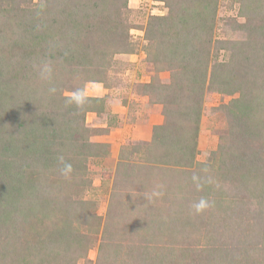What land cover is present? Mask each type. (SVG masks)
I'll return each mask as SVG.
<instances>
[{
  "label": "rangeland",
  "instance_id": "rangeland-1",
  "mask_svg": "<svg viewBox=\"0 0 264 264\" xmlns=\"http://www.w3.org/2000/svg\"><path fill=\"white\" fill-rule=\"evenodd\" d=\"M260 28L264 0H0V264H264Z\"/></svg>",
  "mask_w": 264,
  "mask_h": 264
},
{
  "label": "trees",
  "instance_id": "trees-1",
  "mask_svg": "<svg viewBox=\"0 0 264 264\" xmlns=\"http://www.w3.org/2000/svg\"><path fill=\"white\" fill-rule=\"evenodd\" d=\"M261 29V33H260V37H261V39H260V37L259 36H257V39L258 40H260V42H262V43H264V39H262V38H264V29L263 28H260ZM71 33V32H70ZM68 31H66L65 32V34H64V43L66 44V40L68 39V40H70V37H71V34H70ZM246 46L248 45V44H245ZM251 45H252V47H253V41H251V43H250V45L248 46V48L250 49V47H251ZM117 54V53H116ZM245 54L247 55L248 53L247 52H245L244 54H243V58H244V56H245ZM259 54L261 55V53L259 52ZM235 55V59L238 57V55L235 53L234 54ZM105 58H104V60L105 61H107V63L108 64H111V61H109V58L111 57V55H106V56H104ZM260 60H262V61H264V58L262 57V58H259ZM263 85V84H262ZM163 87H166V86H164L163 85ZM61 91H63V90H61ZM262 91L264 92V89H262ZM61 95V94H60ZM59 98H60V101H61V103L63 104L64 103V101H66V100H68V101H71V97H66V96H64V94H62L61 96H58ZM85 97V96H84ZM191 100V99H190ZM189 99H185V102H186V104L190 101ZM94 101H100V99L99 98H89V97H85V100H84V102H86V103H91V102H94ZM178 104L180 105L179 106V111L176 113L177 114V116H179V117H181V115H182V118H184V117H190L191 116V113L192 112H195V111H193V108H194V106H193V104H187L188 106H189V108H184V103L182 102V101H180V102H178ZM82 109L83 108H80V107H75V108H73V106H70V108H69V110H67L66 112H67V115L65 116V118L66 117H69V122H73V120L75 119V117H76V119L77 120H80V121H78V125H77V128L79 129V130H82V124H81V121H83L84 120V112H82ZM88 110V109H87ZM76 113H78V115L76 114ZM166 116H169V118L172 120V117L174 116L173 115V112H171V111H167V115ZM46 117V116H45ZM169 119V120H170ZM194 119V118H193ZM169 120L167 121V122H169ZM176 122L177 121V117H175V120H172V122ZM56 121H54L53 123H55ZM167 122H166V124H164V125H162V126H157L156 128H155V132H164L165 130H166V126L168 125L167 124ZM175 125V124H174ZM196 133H197V131L195 130V137H196ZM159 137H158V133L157 134H155L154 135V139H153V141H158L159 139H158ZM156 141V142H157ZM155 142V143H156ZM190 148H191V146H190ZM185 149V142L183 143V144H181L180 145V149H179V154H180V151L181 152H183V153H186L187 154V152L188 151H191V153H190V155H191V160H192V158L194 157V154H195V148L196 147H194V148H191V149ZM4 149H6V148H4ZM193 149V150H192ZM189 154V153H188ZM2 162L0 161V170H1V168H2ZM4 166V165H3ZM6 189V191L9 189V187H6L5 188ZM11 191V190H10ZM3 202V201H2ZM3 203H7V202H3ZM3 205V204H2ZM6 210V208H5V206H4V211ZM1 216H2V213H1ZM5 216V215H4Z\"/></svg>",
  "mask_w": 264,
  "mask_h": 264
},
{
  "label": "clouds",
  "instance_id": "clouds-1",
  "mask_svg": "<svg viewBox=\"0 0 264 264\" xmlns=\"http://www.w3.org/2000/svg\"><path fill=\"white\" fill-rule=\"evenodd\" d=\"M84 100H85V97H84V94L82 92H77L76 94H74V96L71 98V101L76 103L77 105H81L84 103ZM59 163L61 165H63V167L60 169L61 171V174L66 178H70V175L71 173L73 172V167L71 164L67 163L65 160H64V157L61 155V156H58L57 157ZM154 195H160V193L156 192V193H153ZM211 207V203L205 199V198H201L198 202H196L194 205H193V208L195 210L196 213H202L204 212L205 210H207L208 208Z\"/></svg>",
  "mask_w": 264,
  "mask_h": 264
},
{
  "label": "crops",
  "instance_id": "crops-1",
  "mask_svg": "<svg viewBox=\"0 0 264 264\" xmlns=\"http://www.w3.org/2000/svg\"><path fill=\"white\" fill-rule=\"evenodd\" d=\"M159 113H160V111H159ZM149 118H150L149 119V121H150L149 125H147L146 127L144 125H142V127L146 128V129H144L145 131L142 128L139 129V126L135 128L137 130V135H135V137H139L141 135V131H143L145 133V137L148 138L149 137V130H148L149 126L150 125L154 126V124L155 125L160 124L163 121V119L161 118V116L158 113L151 115ZM133 137H134V135H133Z\"/></svg>",
  "mask_w": 264,
  "mask_h": 264
}]
</instances>
